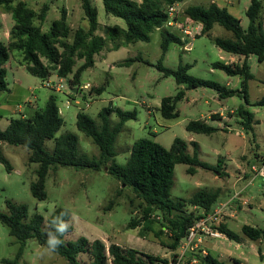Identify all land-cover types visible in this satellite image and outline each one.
<instances>
[{
	"label": "rangeland",
	"instance_id": "1",
	"mask_svg": "<svg viewBox=\"0 0 264 264\" xmlns=\"http://www.w3.org/2000/svg\"><path fill=\"white\" fill-rule=\"evenodd\" d=\"M20 1L35 11V24L43 32H48L53 22L66 11L71 28L68 43H73L78 29H89L83 0H18L13 6ZM91 1L98 10L100 24L95 35L107 38L108 27H126L122 19L106 14L102 0ZM261 1L262 19L264 0ZM212 2L227 8L241 21L243 29L248 28L247 10L251 0H185L179 6H174L172 24L166 23L162 29L152 33L149 42L129 45L108 42L106 48L95 55V66L82 74L81 83L76 89H71L67 79L59 78L55 72L45 81L31 75L22 54L12 52L5 65L9 91L0 92V130L4 131L12 119L30 117L35 111L43 110L50 96H54L65 121L56 136L67 133L77 135L79 156L99 159V147L77 128L78 113H86L100 127L103 122L99 114L105 108L113 111L109 116L111 126L119 121L117 110L136 112V119L126 122L116 139L115 162L125 164L139 139L153 140L167 149L171 148L176 138L183 139L188 144L189 155H197L201 163L214 169L196 166L195 174H190V166L176 165L170 198L173 201H190L200 191L217 192V203L207 215L230 202L229 207L219 215L218 221L210 226L218 230L225 225L240 236V241L229 240L223 234L212 237L204 233L200 242H194L197 245L189 252L187 264H202L200 257L207 254L228 264H234L235 260L241 264H264V238L253 241L242 232L245 225L264 230V179L256 172L264 167V107L253 105L264 97V61H260L256 55L249 57L254 76L248 82L249 106L245 104L242 94L222 99L211 88L188 89L185 85H178L174 77L164 76L157 68L163 56L162 32L170 31L183 40L190 38L192 49L185 50L183 45L172 43L163 60L166 68L177 70L180 65H191L188 73L193 77L217 82L229 90L242 89V76H229L213 67L216 62L243 63L244 57L227 53L214 43L216 38L231 39L233 34L216 24L210 35H199L197 31L202 25L190 23L185 14L188 7H208ZM45 6L48 7L47 17L41 22L38 16ZM14 25L12 12L0 7V41L9 43ZM188 28L193 32L191 37L184 33ZM261 33L264 35V27ZM128 59L136 60L129 66L120 67ZM43 61L48 64L45 59ZM84 62V59L76 57L73 74ZM102 87L105 90L99 94L97 91ZM180 91L184 92V97L177 102L179 117L164 118L160 111L162 100L175 97ZM242 105L255 114L254 131L246 132L240 125L242 119L238 110ZM193 121H204L217 131L211 135L189 132L187 126ZM54 146V140H47L43 148L53 153ZM1 149L12 167L9 172L0 162L1 213L9 214L8 201L18 206L24 205L28 209L24 224H28L35 214L47 219L55 209L66 208L71 213L70 224L73 227V231L66 235L68 242H76L80 237L91 242L101 240L107 248L117 244L126 249H135L143 255L167 260L170 264L175 253H180L183 241L177 250L171 247L172 233L169 229H163L167 223L161 213L152 215L155 223L151 231L144 230L143 225L130 228L132 220L142 218L145 204L131 188L123 186L108 173V166L113 160L100 171L74 167L52 168L46 179L47 199L38 201L32 195L31 186L37 181L39 164L30 163L31 151L24 146L7 143H2ZM186 210L188 213H204L202 208L192 205H188ZM161 230L163 233L158 236L156 233ZM20 248L21 243L0 222V264H10ZM78 260L82 264L91 262L88 255H80ZM19 264L69 263L58 254L46 252V248L36 239H30L23 249Z\"/></svg>",
	"mask_w": 264,
	"mask_h": 264
},
{
	"label": "trees",
	"instance_id": "2",
	"mask_svg": "<svg viewBox=\"0 0 264 264\" xmlns=\"http://www.w3.org/2000/svg\"><path fill=\"white\" fill-rule=\"evenodd\" d=\"M17 1L0 0V7L10 10L15 21L9 43L5 44L0 41V92L9 91L5 65L10 60L12 52L22 54L27 65L26 69L31 75L45 81L55 72L59 78L67 79L71 89H76L81 83L82 74L95 66V55L104 50L108 42L113 44L122 42L123 45L149 42L151 34L162 29L168 23L170 9L185 0H102L106 14L122 19L126 25L125 28L108 27L107 38L95 35L100 25L98 10L93 6L91 0H83L82 6L89 23V29H78L72 44L67 42L71 28L68 24L66 11H63L61 17L53 22L48 32H43L42 28L35 24L37 18L35 11L28 8L22 1L13 6ZM262 8L261 0H251V5L247 10L249 26L246 30L242 28L241 21L233 16L227 8H222L214 2L208 7L191 6L185 10L188 19L202 25L201 35H210L216 24L233 34L231 39L216 38L214 43L227 53L244 57L243 63L240 65L216 62L213 67L226 72L229 76H242L241 90H229L217 82L193 77L188 73L191 65H180L177 70L166 68L163 65V60L170 45L172 43L183 45L182 38L170 31L162 32L163 56L157 65L158 70L163 72L166 77H174L178 85H185L188 89L211 88L217 91L222 99L242 94L245 104L251 105L248 98V82L254 76L251 73L249 57L256 55L260 61H264V35L261 33V29L264 27V18L261 19ZM47 12L48 7L45 6L38 16L41 22L46 20ZM76 57L84 59L85 62L73 74ZM135 60L128 59L120 67L129 66ZM146 64L149 65L147 61ZM71 74L73 77L69 78ZM104 90L102 87L97 92L100 94ZM183 97L184 92L180 91L175 97L164 98L160 107L162 116L168 119L179 117L177 102ZM253 105L264 107V97ZM112 112V109L108 108L100 112L99 117L103 122L100 127L86 113H78L77 128L87 137L92 138L101 151L99 159L80 157L77 135L67 133L59 137L56 136L65 121L60 114L56 97L50 96L43 110L35 111L30 117L12 119L4 131L0 130V162L11 172L12 167L2 154V143L28 148L31 151L30 163L39 164L37 181L32 184L31 192L38 201H44L47 199L46 179L52 168L57 170L59 167H74L100 171L103 166L105 167L109 161L113 160V163L108 166V173L123 186L131 188L145 204L142 218L136 221L132 220L130 228L135 229L143 225L144 230H153L152 226L155 222L152 220V215L159 212L167 223L163 229H169L172 233L171 247L177 250L180 243L188 236L189 230L203 218L204 214L212 210L217 203L218 193L200 191L190 201H173L170 196L175 167L178 164H186L190 166L188 169L190 174H195L196 166H202L209 170L214 168L201 163L197 155H189L187 142L180 138L174 140L170 149L150 139H139L135 142L127 162L122 165L118 164L114 161L117 156L114 144L126 122L136 119V112L124 113L117 110L119 121L111 126L109 116ZM238 112L242 119L240 125L243 129L246 132L254 131L255 114L244 105L239 107ZM187 131L211 135L217 129L204 121H193L188 124ZM47 140H54L53 153H49L43 148ZM7 204L9 214L0 212V222L7 226L10 234L21 243L19 253L10 262V264H19L28 240L36 239L41 246L46 248V232L50 228V222L66 208L55 209L47 219L41 214H35L28 224H24L28 217L27 207L15 205L10 201ZM188 205L202 208L203 215L188 213L186 210ZM218 230L229 240L240 241V236L225 225L219 227ZM72 231L73 227L70 232ZM242 232L253 241L264 238V230L248 225L242 227ZM162 233L161 230L156 234L159 236ZM61 239L63 244L54 253L65 258L69 264H82L78 260L80 255H88L90 264H170L167 260L143 255L135 249H126L117 244H111L107 248L101 240L91 242L85 237H80L76 242H68L66 235ZM176 254L172 264L176 262ZM200 262L202 264H228L211 254L201 256ZM234 264L241 263L235 260Z\"/></svg>",
	"mask_w": 264,
	"mask_h": 264
},
{
	"label": "built area",
	"instance_id": "3",
	"mask_svg": "<svg viewBox=\"0 0 264 264\" xmlns=\"http://www.w3.org/2000/svg\"><path fill=\"white\" fill-rule=\"evenodd\" d=\"M174 7L170 9L169 16L170 19L167 24H172L174 19H171V16L173 15ZM190 20V19H189ZM176 22V21H175ZM190 23L198 24L193 21H189ZM177 23V22H176ZM264 25V23H263ZM191 29V28H190ZM188 29L184 30V33L187 37L193 36V32ZM199 35L202 34V27L199 31H197ZM188 39V38H187ZM190 39V38H189ZM188 40H183V47L185 50H191L192 49V44L189 43ZM85 88H88L84 86ZM69 106V104H67ZM257 172V175L262 177L264 179V167L260 168ZM230 203V202H229ZM229 203L221 205L218 209H216L212 214H204L203 218H201L197 223L189 230L188 236L183 240L182 245H181V251L176 257V262L175 264H187V258L188 254L191 250H193L196 247L195 241L200 242L201 237L204 235H210L212 237H217L221 235L219 230L216 228L211 227L210 225L215 224L216 221H218L219 215L225 210L227 207H229ZM210 226V227H209Z\"/></svg>",
	"mask_w": 264,
	"mask_h": 264
},
{
	"label": "clouds",
	"instance_id": "4",
	"mask_svg": "<svg viewBox=\"0 0 264 264\" xmlns=\"http://www.w3.org/2000/svg\"><path fill=\"white\" fill-rule=\"evenodd\" d=\"M70 219V213L65 209L51 220L50 228L46 232V252L54 253L63 244L61 237L71 231Z\"/></svg>",
	"mask_w": 264,
	"mask_h": 264
},
{
	"label": "crops",
	"instance_id": "5",
	"mask_svg": "<svg viewBox=\"0 0 264 264\" xmlns=\"http://www.w3.org/2000/svg\"><path fill=\"white\" fill-rule=\"evenodd\" d=\"M212 3H213V2H212ZM179 5H180V4H178L177 6H179ZM243 172H245V170H244ZM246 174H247V173H246ZM246 174H245V175H246Z\"/></svg>",
	"mask_w": 264,
	"mask_h": 264
}]
</instances>
